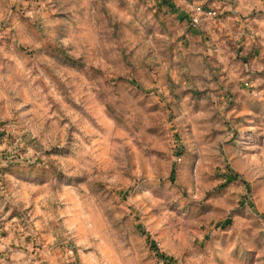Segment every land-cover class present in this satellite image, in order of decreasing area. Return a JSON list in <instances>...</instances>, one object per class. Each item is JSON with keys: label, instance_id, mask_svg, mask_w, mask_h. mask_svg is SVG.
<instances>
[{"label": "rangeland", "instance_id": "1", "mask_svg": "<svg viewBox=\"0 0 264 264\" xmlns=\"http://www.w3.org/2000/svg\"><path fill=\"white\" fill-rule=\"evenodd\" d=\"M209 1L0 0V264H264V15Z\"/></svg>", "mask_w": 264, "mask_h": 264}, {"label": "crops", "instance_id": "2", "mask_svg": "<svg viewBox=\"0 0 264 264\" xmlns=\"http://www.w3.org/2000/svg\"><path fill=\"white\" fill-rule=\"evenodd\" d=\"M199 5L203 6V8L206 10H217L216 6L211 5L209 0H202V3ZM255 10L261 11V13L264 15V1L263 0H242V1L241 0H233V1L231 0V6H230L229 13H232L234 16L238 15V13L248 15ZM257 19L255 18V21ZM252 20L254 21V19ZM252 20L249 19V22H252ZM259 22H261V25H264L263 18L259 19ZM259 29L260 30L264 29V27L261 26Z\"/></svg>", "mask_w": 264, "mask_h": 264}, {"label": "built area", "instance_id": "3", "mask_svg": "<svg viewBox=\"0 0 264 264\" xmlns=\"http://www.w3.org/2000/svg\"><path fill=\"white\" fill-rule=\"evenodd\" d=\"M221 16L217 10H206L203 6H197L195 8V15L192 18L193 26L197 27L203 20H215Z\"/></svg>", "mask_w": 264, "mask_h": 264}]
</instances>
